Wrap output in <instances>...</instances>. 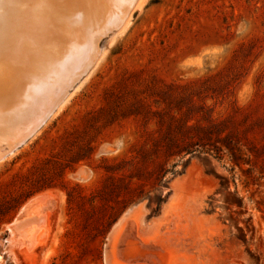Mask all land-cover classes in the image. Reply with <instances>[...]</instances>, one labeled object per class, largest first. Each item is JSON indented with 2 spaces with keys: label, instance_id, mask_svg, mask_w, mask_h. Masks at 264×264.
<instances>
[{
  "label": "rangeland",
  "instance_id": "1",
  "mask_svg": "<svg viewBox=\"0 0 264 264\" xmlns=\"http://www.w3.org/2000/svg\"><path fill=\"white\" fill-rule=\"evenodd\" d=\"M115 33L0 160V264H264V0H146ZM45 191L52 238L16 263L7 225Z\"/></svg>",
  "mask_w": 264,
  "mask_h": 264
},
{
  "label": "bare ground",
  "instance_id": "2",
  "mask_svg": "<svg viewBox=\"0 0 264 264\" xmlns=\"http://www.w3.org/2000/svg\"><path fill=\"white\" fill-rule=\"evenodd\" d=\"M145 2L0 0V9L6 12V18L5 14L0 18V37L6 33L7 18L19 5L22 9L30 5L35 13L27 44L13 47L15 50L0 57V160L57 113L71 95L70 90L99 61L101 37L111 34L113 40L115 30L123 31L132 12ZM55 209L50 191L36 194L23 204L7 225L5 250L13 261L18 263L19 255L30 258L52 238L51 218ZM132 209L121 217L117 227L124 224Z\"/></svg>",
  "mask_w": 264,
  "mask_h": 264
},
{
  "label": "water",
  "instance_id": "3",
  "mask_svg": "<svg viewBox=\"0 0 264 264\" xmlns=\"http://www.w3.org/2000/svg\"><path fill=\"white\" fill-rule=\"evenodd\" d=\"M19 210H20V209H19ZM19 210H18V211H19Z\"/></svg>",
  "mask_w": 264,
  "mask_h": 264
}]
</instances>
